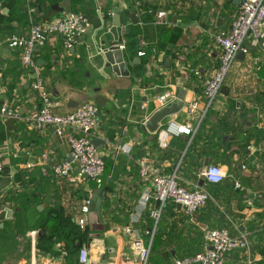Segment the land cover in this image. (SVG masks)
<instances>
[{"label": "crops", "instance_id": "obj_1", "mask_svg": "<svg viewBox=\"0 0 264 264\" xmlns=\"http://www.w3.org/2000/svg\"><path fill=\"white\" fill-rule=\"evenodd\" d=\"M62 1L32 0L34 9L29 14L26 2L25 5H20L23 0H0V108L8 106L15 112L13 117L0 118V143L3 146L4 162L0 175V215L4 213L5 219L11 220L13 212L19 210V207L35 205L40 211L46 209L51 216L53 214L49 210L59 206L62 214L70 217L76 225L80 207L97 188L92 180L78 175L76 164L72 161L73 170L69 177L61 179L53 174L51 167L54 163L70 160L69 146L52 126L39 130L25 121V116L38 108L41 100L31 87L32 77L29 71L17 56L19 50L9 47L7 41L11 34L25 36L31 21H46L66 10L60 5ZM68 1L69 10H81L88 17L86 32L69 51L64 50L60 35H51L43 46L35 50L34 57L44 81L45 92L61 103L55 110L57 113L71 111L76 107L74 102L78 105L85 97L91 98L94 103L98 94L105 98L103 106L96 103L100 107V114L94 138L104 141L98 146V150L106 158L104 163L110 164L106 168L107 176L104 181L110 180L113 189L105 193L101 208L102 222L89 205L86 227L82 229L88 228L89 233L81 245L89 247V258L93 264H137L134 240L140 238L147 246L151 245L150 239L146 242V232L150 229L149 218L141 212L145 207L142 197L152 188L150 179L139 176L138 161L142 157L146 158L159 174L168 175L175 169L178 172L180 161L207 108L202 84L196 80L199 76L190 73L187 67L198 68L202 76H207L218 65V49L208 32L228 27L239 0H146L149 6L145 12L131 11V0ZM159 9H166L169 13L170 24L164 28L168 29V35L173 36V43L168 44V48L160 47L163 39L158 32L161 27L153 24L154 14ZM111 12H118L121 16L118 33L119 40L124 45L123 58L129 71L128 76L116 75L110 67L104 66V60L99 58L95 49L96 46L101 47V41L112 40L109 32L112 26V15H109ZM133 12L138 18L137 23L129 18ZM188 14L193 16L183 22L181 18ZM173 16H176L175 21ZM138 42L139 48L133 49ZM149 45L154 46L152 55H137L139 50ZM132 56L133 60L139 58L135 64H132ZM263 56L264 42L260 48L251 49L249 54L237 56L230 67L231 84L255 90L259 73L253 65L250 68L246 65L251 63V58ZM225 85L231 92L230 86ZM97 87L100 88L98 92L94 90ZM180 88L186 90L184 107L160 122L159 130L165 128L171 135L167 147L159 149L154 146L159 130L155 133H142L139 126L157 108L159 94L166 90L178 92ZM193 101L197 102V108L188 113L186 106ZM226 106L223 100H216L212 110L224 113V118L218 120L215 114L209 117L227 130L222 135L223 146L210 144L199 136L194 145V153L200 154L199 170L215 164L225 171L226 177L237 173L235 180L240 187L233 190L242 192L241 196L213 197L209 193V198L217 208L214 211L217 218L221 214V221L227 223L232 233L243 231L248 234L253 247L250 249L253 259L251 264H264L263 255L257 251L255 234L245 227L251 225V221L258 224L259 221L255 222V214L264 209V125H258L259 131L249 139L248 143H254L257 148L251 153L247 150L248 143L243 145L244 138L248 136L249 121L237 117L235 111ZM109 131L115 133L113 139L109 138ZM137 144L141 145L140 150L146 151L145 156H135L134 145ZM178 174L183 186L192 188L196 184L207 190L210 188L198 176L194 182L184 178L180 171ZM7 208L13 210L9 218L5 216ZM206 210L208 209L203 208L200 215ZM192 221L197 222V214L192 215ZM2 226L0 221V227ZM199 226L202 229L206 227L203 223H199ZM123 227H130L132 232L123 231ZM262 235L260 246L264 245V234ZM81 245L79 242V246ZM36 247L35 250L30 248L29 264L31 259L37 263ZM175 247L176 249L174 245L170 247L173 253L180 255L187 252L180 245ZM53 250L54 252L43 253L38 263L56 256L55 245ZM2 258L4 259L3 256ZM226 262L247 264L246 256L242 260L235 252L228 254ZM22 263L24 261L16 262ZM66 263L69 264L67 260ZM0 264H3L1 257Z\"/></svg>", "mask_w": 264, "mask_h": 264}, {"label": "built area", "instance_id": "obj_2", "mask_svg": "<svg viewBox=\"0 0 264 264\" xmlns=\"http://www.w3.org/2000/svg\"><path fill=\"white\" fill-rule=\"evenodd\" d=\"M32 0H25L27 11L32 13L34 6ZM136 12H143L137 8ZM168 11L159 9L154 14L153 24L159 27L169 25ZM113 15V12L109 13ZM88 18L80 11L64 10L54 15L46 21H31L28 32L25 36L11 35L7 38L8 45L11 48L19 50L21 64L29 70L32 77L31 87L39 94L40 106L30 111L25 116V121L32 124L37 129L46 126H52L57 135L65 138L69 146V154L72 162L76 164L79 176L92 180L98 188H102L106 178L105 165L98 147L93 145L94 131L97 128L100 114L99 106L91 101L78 104L71 111L60 114L55 110L60 107L59 100L51 98L44 90V81L39 74L38 65L34 57L35 48L43 46L49 36L58 34L62 37V44L65 51L72 50L78 42V38L87 30ZM209 37L218 49V65L207 76H203L202 94L207 100V106L214 97L220 92L224 84V78L229 71L231 64L239 54L247 55L251 49L260 48L264 42V0H239L237 8L232 14L228 27L208 32ZM121 50L124 45L119 44ZM138 56L146 55L145 50H139ZM250 65L259 70L264 64L262 58H251ZM187 70L195 76L201 77V71L195 67H187ZM177 93L166 90L157 96V108L168 106L175 102ZM197 108V102L193 101L187 104L186 111L191 113ZM15 112L8 106L0 108V118L7 119L13 117ZM260 117V114H258ZM144 122V121H143ZM142 122V123H143ZM261 123H259L260 125ZM170 132L161 128L157 133L158 146L165 148L168 145ZM247 150L254 153L257 148L254 143H248ZM46 157V154H43ZM245 168V165H242ZM4 169L3 146L0 143V175ZM53 174L61 179L69 177L72 172V164L68 161L54 163L51 167ZM138 172L141 178L150 179L152 188L147 190L142 202L145 206L151 198L159 202L158 207L150 211V217L157 221L160 215V209L167 199H171L175 204H180L182 210L189 215L196 213L207 199L209 192L196 184L188 188L180 184L177 169L172 173H156L152 165L146 158L142 157L138 161ZM198 177L210 183H217L226 177L225 171L215 164H209L198 172ZM235 188L240 184L236 181ZM90 198H86L80 207V214L76 217V225L79 229H84L87 223V214L89 213ZM123 231L130 233V227H123ZM154 229L150 236V242ZM205 245L201 252L184 258H177L171 264H227L226 258L233 250H242L246 256V263H252L250 255V241L248 235L243 231L232 233L227 228H215L207 230L205 233ZM28 238L32 250H35L37 243V230H30ZM149 242V243H150ZM133 247L137 252V264H147V258L150 247L140 238L135 239ZM56 256L49 257L43 263H36L31 259L30 264H67V249L56 244ZM89 247L81 245L77 252V261L74 264H93L89 258Z\"/></svg>", "mask_w": 264, "mask_h": 264}, {"label": "trees", "instance_id": "obj_3", "mask_svg": "<svg viewBox=\"0 0 264 264\" xmlns=\"http://www.w3.org/2000/svg\"><path fill=\"white\" fill-rule=\"evenodd\" d=\"M148 3L149 2L146 0H131L129 4L130 10L136 12L137 8H141V10L145 12L148 10ZM22 4L25 5V0H23V2H20V5ZM71 10L77 11L74 9ZM192 16V14H188L182 17L181 20L183 22H187V20ZM135 29L138 28L135 27ZM168 32V29L164 27H161L158 32L159 37L163 39L160 45V47L162 48H168V44L173 43V36L168 35ZM139 46V42L135 43L133 49L136 48L137 50ZM142 50H145L146 54L149 55H152V53H154L155 51L154 46L150 45L148 47L142 48ZM166 53L170 52L166 51ZM17 56H19V51L17 52ZM131 60H133V56ZM27 71L29 70L27 69ZM257 72L259 73V79H256L257 86L255 87V90H252V88L245 86L234 87L230 82L231 68L229 69V71L225 75L224 84L226 83L230 86L231 92H229L226 97L218 93L214 97L212 102L207 106L201 119V123L194 135V138L179 164L178 172L180 171L181 175L184 178H189L194 182L197 180L199 172L198 170L201 167V164L199 163L200 154L194 153V150L196 149V147L194 149V145H196V141H198L199 136H201L204 140H207L210 144L223 146L222 135L224 133H227V130L222 128L219 123L215 124L209 118L211 114H215L218 120H222L224 118V113L219 114L217 111L212 110V107L216 100H223L227 105V108L235 111L237 117H242L244 121H249L250 127H248V136L244 138V146L247 145L249 139L259 131V123L264 125V65H261L260 69L257 70ZM260 75H262L263 77L261 78ZM198 78L199 79L196 78V80L200 81L202 84L204 77L201 76ZM258 114H260V117L258 116ZM114 134L115 133L113 131H109V138L113 139ZM154 146H157L160 149V147L158 146L157 138L155 139ZM140 147V144L134 145L135 156L136 154H138V156H145L146 151L143 149L140 150ZM262 164L264 165L263 162ZM104 165L106 173V168L110 166V164L108 162L104 163ZM236 175L234 173H231L222 181L217 183H210L206 181L207 185L210 188L209 190H207L206 188L205 189L213 197H219L220 195H223L226 198H229L231 195L241 196L242 192L239 193L238 191L233 190L235 189L234 184L236 182ZM112 187L113 185L109 180L107 182L104 181L102 189L105 190V192L112 191ZM154 207L155 201L153 198H151L147 201L143 211L141 212L143 213V215L150 219H148V227H150V229L148 232H146V242L149 241L152 230L154 229L147 258V264H171L174 259L193 256L203 250L205 245L204 236L207 230L215 228L230 229L226 222L221 221V214H219V217L217 218V214L214 213V211H217V208L210 198L207 199L205 204L199 207L196 211V223L192 221V215L186 214L183 210H177L175 203L171 199H167L162 205L160 209V215L155 222V220L149 216L151 209H153ZM19 208V210L13 212L11 220L5 219L4 213L0 215V221L3 223V226L0 227V238L3 241H6L8 237L13 238L14 236L23 235L31 229L39 230L40 228H44L46 232L43 233L42 237H40L37 246L43 247L45 249V253L54 252L53 246H56V244L59 243L67 249V262L69 264L76 263L77 252L80 247L77 246V242L79 241L81 245V243L86 241L87 234L89 233L88 228H86L85 230L79 229L70 219V217L64 216L62 214L61 207L59 206H55L54 208L49 210V213L51 214L52 212L53 214L51 216L47 214L46 209L40 211L35 205H28L26 207ZM203 208H207L208 210L200 215V211H202ZM225 208L227 209L228 207ZM255 215V222L259 221V223L255 225L254 221H251V225L248 224L245 227H247V231L249 230V232L255 234V239H257L258 243L257 251L261 253V255H263L262 259L264 261V245L260 246V238L263 237L262 234H264V209L263 211L258 212ZM211 219L216 220L214 221ZM6 221H10L8 225V233H6L5 231ZM199 223H203L204 225H206L205 229H202L199 226ZM217 225L219 226L216 227ZM173 245L175 249V246L180 245L182 246V249L187 252L180 255H178L177 253H173L171 251L172 248H170ZM252 248L253 247L250 245V249ZM3 252L5 253L4 249ZM234 252L237 253V255L239 254L242 260L245 259V254L242 250L237 249L231 251V253ZM3 257L5 258L4 255Z\"/></svg>", "mask_w": 264, "mask_h": 264}, {"label": "water", "instance_id": "obj_4", "mask_svg": "<svg viewBox=\"0 0 264 264\" xmlns=\"http://www.w3.org/2000/svg\"><path fill=\"white\" fill-rule=\"evenodd\" d=\"M60 5L64 7L66 10H69V1L63 0ZM129 18L132 20L133 23L138 22V18L136 14L133 12L129 15ZM176 20V16H173V21ZM121 25V16L118 12H115L112 15V26L109 29V32L112 34V40L109 42L101 41L100 46H96V51L99 54V58L104 60V66L110 67L112 72L119 76H128L129 71L127 69V64L124 61L123 58V50L119 48L120 40H119V33H118V27ZM37 48H35L36 50ZM239 57H242V54L238 55ZM139 58H135L132 62V64H135ZM166 62L168 63V58L166 59ZM96 92L100 90L99 87L94 89ZM229 92L228 86L223 84L220 88V93L227 95ZM186 90L184 88H180L177 93V99L175 102L171 103L168 106H164L158 109H155L150 113V115L144 120L143 124L139 126L142 133L150 132L155 133L159 130L160 122L162 120L170 115L176 114L179 111H181L184 107V98H185ZM70 102L73 100H69ZM95 102L103 106L105 102V98L101 95H97ZM74 105L77 106V102H74ZM73 105V106H74ZM74 106V107H75ZM93 145L96 147L100 146L104 143L103 140H99L97 138L92 139ZM105 156L102 157V160L105 161ZM72 161L71 158L68 160V162ZM200 183H203V180L200 181ZM105 190L101 188H95L93 191V195L90 197L91 203H90V209L93 211L101 220V208H102V202L105 199ZM155 206H159V202H155ZM176 207L178 209L181 208L180 204H176ZM12 209L7 208L5 209V216L6 218H9L12 214ZM42 233H45V230H40L39 237H41ZM79 246V242L77 243Z\"/></svg>", "mask_w": 264, "mask_h": 264}, {"label": "rangeland", "instance_id": "obj_5", "mask_svg": "<svg viewBox=\"0 0 264 264\" xmlns=\"http://www.w3.org/2000/svg\"><path fill=\"white\" fill-rule=\"evenodd\" d=\"M77 10V9H75ZM77 11H81V10H77ZM83 76L82 74L80 75V79H82ZM79 79V80H80ZM68 81V80H67ZM76 81V80H75ZM55 88V87H53ZM75 93H79V92H75ZM87 101H91V98H88V97H85L83 102H87ZM9 222L10 221H6V228H5V231L6 233L9 232ZM32 230V229H31ZM34 230H37V243L40 239L39 237V232L40 230H45L44 228H40L39 230L38 229H34ZM30 230H28L25 234L23 235H20V236H14L13 238H9L6 240V241H3L1 238H0V257H1V262L3 264H7L8 262H10L9 264H16L17 261H24V263L22 264H29V260H30V241H29V238H28V232ZM46 232V230H45ZM12 235V233H11ZM43 235V233H42ZM41 235V237H42ZM37 243H36V246H37ZM38 251H36V261L38 263L40 257L43 255V253H45V249L43 247H39L37 246L36 247ZM3 249L5 251V253L3 252ZM5 256V258L3 259L2 256Z\"/></svg>", "mask_w": 264, "mask_h": 264}]
</instances>
